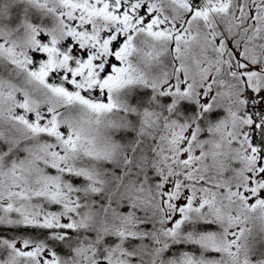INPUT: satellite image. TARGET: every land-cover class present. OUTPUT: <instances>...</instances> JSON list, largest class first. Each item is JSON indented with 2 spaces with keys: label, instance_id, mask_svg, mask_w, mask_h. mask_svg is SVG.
<instances>
[{
  "label": "snow or ice",
  "instance_id": "1",
  "mask_svg": "<svg viewBox=\"0 0 264 264\" xmlns=\"http://www.w3.org/2000/svg\"><path fill=\"white\" fill-rule=\"evenodd\" d=\"M0 264H264V0H0Z\"/></svg>",
  "mask_w": 264,
  "mask_h": 264
}]
</instances>
